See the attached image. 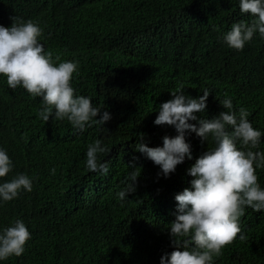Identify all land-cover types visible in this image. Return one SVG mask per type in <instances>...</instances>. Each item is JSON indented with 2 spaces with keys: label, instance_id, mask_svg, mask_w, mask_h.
Returning <instances> with one entry per match:
<instances>
[{
  "label": "trees",
  "instance_id": "16d2710c",
  "mask_svg": "<svg viewBox=\"0 0 264 264\" xmlns=\"http://www.w3.org/2000/svg\"><path fill=\"white\" fill-rule=\"evenodd\" d=\"M0 14L34 19L43 29L45 50L60 58L57 63L77 64L71 80L77 94L91 97L94 106L112 117L103 128L93 125L84 132L74 130L66 119L44 122L37 116L40 98H32L19 86L10 89L6 78L0 77V147L11 157L9 174L24 172L28 162L34 165L30 175L35 185L27 196L35 219L30 218L29 228L38 226L39 231L26 242L30 264H140L151 254L147 264L152 259V264H159L162 255L174 250L168 229L175 219L174 197L192 179L186 169L214 145L211 139L202 142L195 133H186L193 159L177 165L165 179L157 177L158 166L155 170L149 159L134 151L136 138L144 133L147 146L155 147L162 146L163 136L176 135L173 127L153 121L159 105L181 88L189 96L210 92L205 118L226 111L219 102L230 97L234 110L248 111L253 127L264 132V39L254 35L240 51L222 40L232 23L250 22L252 17L242 15L238 0H0ZM217 67L225 74L223 82L213 72ZM16 125L28 133L11 140ZM96 139L109 149L100 156L110 162L107 175L86 168L87 146ZM261 142L252 150L264 152V137ZM38 145L45 148L35 150ZM16 149H21L17 159ZM134 156L141 168L136 190L119 201L115 190L125 186L131 171L127 164ZM36 166L46 174L51 168L66 172L70 167L78 183L96 191L91 202L117 203L105 223L118 224L121 209L133 215L128 232H118L115 239L100 237L97 229L59 236L50 224L48 199L60 185L58 180H43L48 175L36 171ZM257 175L264 187V168L257 169ZM240 226L244 239L238 234L214 264H264V212L246 208ZM51 237L59 239L55 245H50ZM0 264L16 263L7 259Z\"/></svg>",
  "mask_w": 264,
  "mask_h": 264
},
{
  "label": "clouds",
  "instance_id": "9594fccd",
  "mask_svg": "<svg viewBox=\"0 0 264 264\" xmlns=\"http://www.w3.org/2000/svg\"><path fill=\"white\" fill-rule=\"evenodd\" d=\"M238 4L242 15L252 19L232 23L222 34V40L229 48L240 51L254 35L264 39V0H238ZM42 34L43 29L30 17L0 14V77L6 78L10 89L19 86L32 98H40L37 116L44 122L50 118L66 119L78 132L93 125L103 128L112 118L110 112L94 106L91 97L77 94L71 84L73 73L78 70L77 64L74 61L57 63L60 58H53V53L45 50ZM213 72L220 75L221 82L224 81L225 74L222 75L218 67ZM209 93L205 89L203 93L189 96L183 88L170 93L172 98L159 105L153 124L171 126L176 135L163 136L162 146L155 147L147 146L144 133L136 138L134 151L149 159L154 169L158 166L157 177L165 179L175 172L177 165L193 159L186 133H195L202 142L211 139L214 145L207 147L186 169L192 179L189 187L174 197L177 202L175 219L168 229L174 250L162 255L159 264H214L223 247L238 234L244 239L240 218L246 208L264 212V187L259 184L257 175V169L264 168V152L252 150L258 149L264 132L253 127L248 111L243 108L234 110L230 97L219 102L226 111L205 118V109L212 100ZM11 133L13 140L27 136L28 130L16 125ZM44 148V145H38L35 150ZM245 148L248 150H243ZM20 150H15V159L20 157ZM108 152L100 139L90 143L86 150L87 170L107 175L110 162L102 161L100 156ZM136 159L134 156L127 164L131 171L123 181L125 186L116 187L115 197L119 201H125L129 194L135 193L141 173V168L135 164ZM12 169L11 157L0 147V262L11 259L16 264H30L32 255L26 242L34 231H39L38 226L34 230L29 228L30 218L35 219L27 196L35 185V177L30 175L34 172V165L28 162L24 172L9 174ZM57 170L63 171L51 168L46 174V169H36L48 175L43 180H58L60 185L58 190L51 191L48 199V209L52 213L50 224L59 236L63 232L67 236L76 232L91 234L97 229L100 237L115 239L118 232H128L125 229L134 222L131 213L121 209L124 213L119 214L118 224L105 223L106 217L114 215L117 203L114 200L91 202V191L94 190L78 183L71 175L70 167L63 171L64 175ZM168 201L172 202L171 199ZM106 230L110 232L101 235ZM58 240L51 237L50 245H55ZM151 257L152 254L140 264H147ZM152 262L153 259L149 264ZM103 264L113 263L105 261Z\"/></svg>",
  "mask_w": 264,
  "mask_h": 264
},
{
  "label": "bare ground",
  "instance_id": "6f19581e",
  "mask_svg": "<svg viewBox=\"0 0 264 264\" xmlns=\"http://www.w3.org/2000/svg\"><path fill=\"white\" fill-rule=\"evenodd\" d=\"M91 195H92V196H97V195H96V191H91Z\"/></svg>",
  "mask_w": 264,
  "mask_h": 264
}]
</instances>
